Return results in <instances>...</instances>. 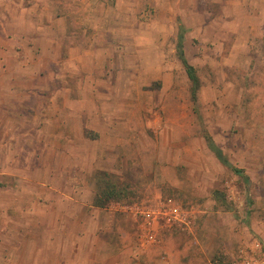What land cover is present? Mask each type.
I'll return each instance as SVG.
<instances>
[{
	"label": "rangeland",
	"instance_id": "1",
	"mask_svg": "<svg viewBox=\"0 0 264 264\" xmlns=\"http://www.w3.org/2000/svg\"><path fill=\"white\" fill-rule=\"evenodd\" d=\"M183 3L179 20L192 26L182 33L183 38L187 35L183 50L202 83L197 102L176 46L179 33L168 36L165 45L149 49L122 45L116 38L121 32L108 26L129 6L136 9V20L129 18L130 24L158 21L159 10L165 7H156L151 0H104V16H110L104 17L96 39L87 38L90 61L94 56L96 62L87 69L97 75V86L86 101L95 103L100 124L111 125L109 131L103 130L100 146L90 144L87 149L101 153L107 135L118 138L100 163L134 185L147 208H157L156 193L163 190L167 195L169 185L178 186V201L169 200L167 205L178 206L183 219L162 224L172 232L164 237L163 248L153 247L137 257L133 250L121 256L108 254L104 262L131 258L136 264H237L249 256L256 264L264 263V12H260L264 0H198L191 8ZM119 21L129 25L127 16ZM149 53L160 59L145 64ZM160 72L171 79L164 84L156 77ZM87 130L89 135L96 131ZM219 150L244 167L248 178L224 166L214 155ZM90 161L91 156L77 171L92 182L95 165ZM61 162L55 161V167ZM136 203L141 201L130 205ZM10 244L0 246V264L28 259L10 255L22 251L10 249ZM83 258L85 264H96L90 253ZM59 260L68 262L64 257ZM70 260L66 264H83L77 257Z\"/></svg>",
	"mask_w": 264,
	"mask_h": 264
},
{
	"label": "crops",
	"instance_id": "2",
	"mask_svg": "<svg viewBox=\"0 0 264 264\" xmlns=\"http://www.w3.org/2000/svg\"><path fill=\"white\" fill-rule=\"evenodd\" d=\"M151 1L166 9L159 10L160 20L130 24L129 18L136 20L132 5L124 9L126 14L123 10L115 15L112 25L107 23L121 32L116 38L122 45L157 48L165 45L173 32L182 36L183 31L192 29L190 24L180 22L183 13L179 8L183 2L191 8V2L198 0ZM103 3L104 0H0V246L6 248L10 241V249L22 248L20 252H10L28 257L20 264H60L59 257L68 262L77 257L85 264L82 257L89 253L96 264H106L104 256L108 254L121 256L133 250L135 256H140L153 247L163 248L164 237L172 233L161 225L157 234L160 243H146L139 222L124 209L131 207L130 203H144L145 197L134 185L124 182L116 170L100 163L103 157L108 158L105 151L119 143L118 138L107 135L109 140L101 153L93 154L87 149L90 144L100 146L103 130L111 127L100 124L95 117V103L86 101L88 95L94 96L97 86V75L87 69L96 62L94 56L90 61L92 51L86 49V42L102 31L104 17L110 16H104ZM125 16L129 25L119 21ZM179 37L176 46L181 41L184 47L187 35ZM144 58L145 64H151L160 56L152 58L149 53ZM156 77L164 84L171 79L162 72ZM87 129L96 131L89 135ZM214 155L228 169L248 178L245 168L231 158L224 154V162ZM90 156V163L95 165L92 182L87 181L83 171H77ZM59 160L62 162L56 168L55 161ZM100 172L111 175L112 186L121 191L119 199L103 207L96 204ZM169 189L167 195L163 190L155 194L156 209L166 206L169 200L178 201V186L169 185ZM43 256L46 258L42 260ZM129 261L136 264L131 258L116 264Z\"/></svg>",
	"mask_w": 264,
	"mask_h": 264
},
{
	"label": "built area",
	"instance_id": "3",
	"mask_svg": "<svg viewBox=\"0 0 264 264\" xmlns=\"http://www.w3.org/2000/svg\"><path fill=\"white\" fill-rule=\"evenodd\" d=\"M163 208V209H162ZM161 209L147 208L143 204H135L124 209L129 212L130 216L135 217L139 222L141 237L144 242L153 244L157 241L158 229L162 225L161 221L166 220V223L172 225L173 223L182 221V215L178 206L167 205ZM243 251V250H241ZM237 264H256L255 260L245 257V261ZM264 264V263H260Z\"/></svg>",
	"mask_w": 264,
	"mask_h": 264
},
{
	"label": "trees",
	"instance_id": "4",
	"mask_svg": "<svg viewBox=\"0 0 264 264\" xmlns=\"http://www.w3.org/2000/svg\"><path fill=\"white\" fill-rule=\"evenodd\" d=\"M178 50H179V57L181 59V62L183 64V66L186 69L187 75L189 77L191 86H190V92H191V97L192 100L194 102H197L198 99V92L201 88V80L197 74V70L194 67V65H192L188 59L186 58L185 52L183 50V44L180 41L179 45H178ZM212 144V143H211ZM218 154V157L226 162V159L223 157L221 151H216ZM238 172H241L239 170H237ZM243 176V174H242ZM244 178L247 179V177L243 176ZM112 179L114 180V178H112L111 175H109L108 173H102L100 172L98 175V183H99V188H100V193L96 198V204L99 206H106L108 203H110L112 200L114 199H119L121 196V191H118L116 186H112Z\"/></svg>",
	"mask_w": 264,
	"mask_h": 264
}]
</instances>
